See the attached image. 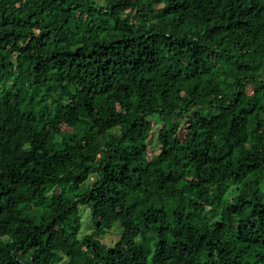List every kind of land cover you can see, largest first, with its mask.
<instances>
[{
    "label": "trees",
    "instance_id": "1",
    "mask_svg": "<svg viewBox=\"0 0 264 264\" xmlns=\"http://www.w3.org/2000/svg\"><path fill=\"white\" fill-rule=\"evenodd\" d=\"M0 264H264V0H0Z\"/></svg>",
    "mask_w": 264,
    "mask_h": 264
},
{
    "label": "rangeland",
    "instance_id": "2",
    "mask_svg": "<svg viewBox=\"0 0 264 264\" xmlns=\"http://www.w3.org/2000/svg\"><path fill=\"white\" fill-rule=\"evenodd\" d=\"M93 1L96 3V5H99V6H102L104 4V0H93ZM94 61L97 62V58ZM155 128L156 127H154L153 130ZM153 139H152V143H151L152 146H154ZM68 194H69V192L66 191L65 195H68ZM80 211L82 212L81 216H80L81 217V220H80L81 228H80V233L78 236L87 235V233L89 234V232H90L89 231L88 218H87V210L85 208L80 207ZM119 235H120V230L116 225H114L112 227V229L105 232L104 235H102L98 238V240L104 246L111 247L117 241V239L119 238Z\"/></svg>",
    "mask_w": 264,
    "mask_h": 264
}]
</instances>
